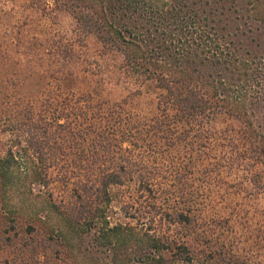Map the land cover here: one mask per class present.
Wrapping results in <instances>:
<instances>
[{"label":"rangeland","instance_id":"374dc122","mask_svg":"<svg viewBox=\"0 0 264 264\" xmlns=\"http://www.w3.org/2000/svg\"><path fill=\"white\" fill-rule=\"evenodd\" d=\"M55 7L53 1L0 0V90L5 98L0 105L21 96L25 111L49 110V117L61 107L68 123L77 115L85 132L69 131L52 139L55 131L49 128L52 138L46 151L60 159L45 164L51 163L54 173L49 185H33L36 179L28 178L33 196L23 187L26 171L14 167V187L0 200V264H151L148 258L136 259L140 243L115 251L106 238L114 240V234L75 233L53 208L67 190L58 173L92 177L120 166L124 153L119 146L131 162L127 165H133L135 182L116 188V196L111 188V203L102 205L110 224L130 223L135 230L131 239L156 234L165 243L184 242L194 255L192 263L183 262L175 248L165 254L167 264H264V62L255 78L240 77L241 86L259 81L257 90L247 99L235 93L226 101L235 114L216 116L200 130L193 123L189 138L180 137L178 147L162 139L155 146L153 135L141 136L140 147L118 144V124L120 131L132 129V135H138L136 128L153 125L160 115L155 95L124 85L122 54L103 47L93 35H77L74 16ZM70 46L71 59L64 66L53 65L59 51ZM8 77L17 79L18 96L7 93L13 92ZM21 109L17 107L19 114ZM15 141L13 134L0 133V156H6ZM24 163L21 169L29 167ZM141 176L151 180L144 198L135 191ZM181 213L189 223L179 220ZM48 225L62 235L44 248L39 228ZM34 226L38 232L33 233Z\"/></svg>","mask_w":264,"mask_h":264},{"label":"trees","instance_id":"16d2710c","mask_svg":"<svg viewBox=\"0 0 264 264\" xmlns=\"http://www.w3.org/2000/svg\"><path fill=\"white\" fill-rule=\"evenodd\" d=\"M42 1H53L57 10L72 14L77 22V35H93L103 47L122 54L124 85H135L137 91L144 88L149 95L154 93L157 114L160 115L153 125L145 130L136 128L138 135H132V129L120 131L118 124L115 126V142L118 144L129 142L133 147H140L143 136L153 135L155 139L152 143L155 146L162 139L171 147H178L180 137L189 138L187 134L189 130L192 132L193 123L200 130L216 116L235 114L228 104L231 95L236 93L247 99L259 84L255 79L241 86L240 77L251 74L255 78L264 62V0ZM71 47L69 50L61 49L53 65L64 66L71 59ZM216 78L220 81L217 82ZM6 81L11 83L13 91L7 93H17V79L13 82V77H8ZM3 95L0 90L1 101L5 99ZM15 101H10L8 106L3 102L0 105V133L8 132L16 137L6 156H0V200L14 187L15 166L26 171L27 180L23 187L29 190V193L25 192L27 195L33 196V189L27 182L29 179H36L33 185L38 182L43 185L51 183L50 180L54 178L51 163L45 164L49 160L56 159L55 162H58L60 159L46 151L51 145V126L55 131V138L53 136L52 139L64 136L69 131L74 135L85 132L77 115L68 123L69 115L64 108L56 107V111H61L49 117V110L36 113L30 108L25 111L21 96ZM21 106L19 114L17 107ZM62 118L65 123H61ZM119 123L125 125V121ZM183 126L186 127L184 130ZM119 151L125 155L118 159L120 166L104 168L92 177L78 176L73 171H59L58 177H61L58 181L64 183L67 190L58 204L54 203L55 213L75 233L95 231L107 236L114 234L115 241L106 238L110 246H115V251L122 246L134 248L140 243L141 248L135 253L139 261L148 258L151 264H167L165 254L177 248V258L192 263L194 255L184 242H180V245L169 241L165 243L156 234L131 239L135 230L130 223L117 222L112 225L107 221L102 205L111 203V188L115 187L116 196V188L120 190L135 182V170H131L133 165H127L131 162L120 146ZM24 161L29 167L21 169ZM148 180L142 176L137 180L138 188L135 191L139 198H144V194L151 191V180ZM140 218L146 219L145 215ZM179 220L183 223L190 221L183 213L179 215ZM31 230L38 232L35 226ZM39 231L43 234L44 248L58 243L62 235V231L49 225L41 230L39 228Z\"/></svg>","mask_w":264,"mask_h":264}]
</instances>
